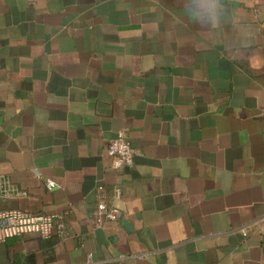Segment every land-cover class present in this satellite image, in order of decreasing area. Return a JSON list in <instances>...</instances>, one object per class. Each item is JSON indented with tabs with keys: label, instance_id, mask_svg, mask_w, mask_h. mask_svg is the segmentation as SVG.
Returning a JSON list of instances; mask_svg holds the SVG:
<instances>
[{
	"label": "crops",
	"instance_id": "crops-1",
	"mask_svg": "<svg viewBox=\"0 0 264 264\" xmlns=\"http://www.w3.org/2000/svg\"><path fill=\"white\" fill-rule=\"evenodd\" d=\"M222 2L206 29L182 0H0V177L27 194L0 211L67 224L0 264H264V0Z\"/></svg>",
	"mask_w": 264,
	"mask_h": 264
},
{
	"label": "built area",
	"instance_id": "built-area-1",
	"mask_svg": "<svg viewBox=\"0 0 264 264\" xmlns=\"http://www.w3.org/2000/svg\"><path fill=\"white\" fill-rule=\"evenodd\" d=\"M33 3L35 0H29ZM108 156L112 162V168L120 171L134 165L136 151L133 149L128 136V129L119 131L110 143ZM49 190L56 188V184L49 181ZM104 188L98 187V192L102 194ZM15 196L25 197L27 194L17 190L10 181L0 177V198L11 199ZM122 198L120 188L114 191V202L107 203L103 198L98 203L94 213V220L97 227H101L105 222H117L121 219L123 211L115 202ZM67 234V224L63 215H35L21 210L0 211V244L8 240L26 235H34L41 239L48 240L55 236L64 237ZM93 263L92 256H89V264Z\"/></svg>",
	"mask_w": 264,
	"mask_h": 264
},
{
	"label": "clouds",
	"instance_id": "clouds-1",
	"mask_svg": "<svg viewBox=\"0 0 264 264\" xmlns=\"http://www.w3.org/2000/svg\"><path fill=\"white\" fill-rule=\"evenodd\" d=\"M182 3L184 13L202 28L219 27L224 13L222 0H182Z\"/></svg>",
	"mask_w": 264,
	"mask_h": 264
}]
</instances>
